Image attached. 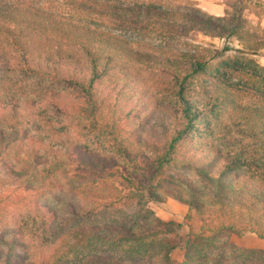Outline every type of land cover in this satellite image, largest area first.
I'll use <instances>...</instances> for the list:
<instances>
[{
	"label": "trees",
	"instance_id": "16d2710c",
	"mask_svg": "<svg viewBox=\"0 0 264 264\" xmlns=\"http://www.w3.org/2000/svg\"><path fill=\"white\" fill-rule=\"evenodd\" d=\"M192 32L233 39L240 54L264 52V31L254 30L241 11L214 19L192 0H0V163L9 178L0 179V185L27 186L31 192L56 187L55 175L40 174L48 165L45 154L55 160L62 147L83 171L125 176L115 158L93 155L57 134L51 121L45 123L53 112L81 119L136 170L159 176L171 168L194 175L181 179L180 195L151 186L150 200H163L158 192L175 194L190 210L216 222V232L254 233L264 240V68L246 74L245 92L259 100L250 105L229 76L235 67L225 64L226 70L214 74L199 52L163 53L141 43L148 38L181 41ZM143 69L170 78L171 85L162 88L174 101L170 107L155 102ZM32 77L72 89L83 104L71 105L62 91H38L23 83ZM149 124L150 134L137 135L138 127ZM144 139L161 142L159 148L152 145L149 163L133 148ZM24 158L34 164L25 174L17 167ZM132 196L143 200L145 195L140 190ZM33 209L45 222L57 219V213L50 210L46 216L36 202ZM102 228L128 239L145 236L132 226Z\"/></svg>",
	"mask_w": 264,
	"mask_h": 264
},
{
	"label": "rangeland",
	"instance_id": "374dc122",
	"mask_svg": "<svg viewBox=\"0 0 264 264\" xmlns=\"http://www.w3.org/2000/svg\"><path fill=\"white\" fill-rule=\"evenodd\" d=\"M192 1L202 14L214 19L229 17L234 10L241 11L254 30L264 31V6L261 5L264 0ZM129 36L136 38L131 33ZM141 43L150 46H143L145 49H159L163 53L172 50L199 52L210 61L209 71L214 74L226 70L227 65L235 67L229 76L241 89L243 101L250 105L259 103L256 96L245 92L248 87L245 77L258 72L259 67L264 68V52L240 54L237 50L241 46L237 41L198 32H192L181 41L148 38ZM225 47L230 50L224 51ZM142 73L144 84L159 103L155 102L161 107H170L174 101L162 91L163 87L171 85L170 78L155 69H143ZM23 83L36 90L62 91L71 105L83 104L72 89L50 80L32 77L23 79ZM198 86L194 85L196 89ZM46 121H51L49 124L56 133L72 146L87 147L93 155L103 158H115V165L121 167L124 177L135 183L130 184L127 178L120 176L106 177L81 170L72 164L65 147L58 148L59 157L55 160L45 154L48 165L39 174L47 179L49 174L55 175L56 187L31 192L27 186L0 185V264H264V240L258 235L247 233L239 237L225 231L216 232V222L210 223L207 216L190 210L175 198V194L158 192L163 200H150L147 191L151 186L161 185L166 191H177L183 189L181 179L194 178L192 173L167 168L157 176L145 168L136 170L132 163L125 162L112 151L106 137L90 132L81 119L49 112ZM152 130L149 124L138 127L135 132L146 137ZM31 133L34 136L37 131ZM152 145L159 148L161 142L144 139L142 143H133L143 163H149ZM24 159L18 163V168L24 170L28 165H34ZM41 165H44L43 161ZM0 179H9L3 162L0 163ZM140 190L145 195L143 200L132 198V193ZM176 195H180L178 191ZM34 202L46 210V216L50 210L57 213V219L45 222L38 218L33 209ZM104 225L132 226L139 228L145 236L123 238L104 231Z\"/></svg>",
	"mask_w": 264,
	"mask_h": 264
}]
</instances>
